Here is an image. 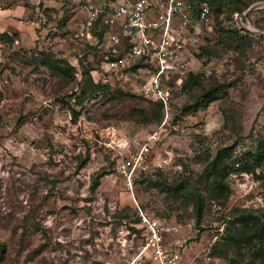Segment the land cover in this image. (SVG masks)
I'll return each mask as SVG.
<instances>
[{
    "label": "rangeland",
    "instance_id": "374dc122",
    "mask_svg": "<svg viewBox=\"0 0 264 264\" xmlns=\"http://www.w3.org/2000/svg\"><path fill=\"white\" fill-rule=\"evenodd\" d=\"M99 1L0 0V24L14 10L24 27L0 25L12 39L0 34V264H125L141 242L137 207L185 264L214 237L218 264H264L255 244L225 241L240 215L264 223V38L223 6L179 28L187 87L166 109L129 86L75 105L99 57L80 37ZM242 23L264 30V8ZM142 147L129 186L120 167ZM216 157L223 197L209 192Z\"/></svg>",
    "mask_w": 264,
    "mask_h": 264
},
{
    "label": "built area",
    "instance_id": "2783aa9c",
    "mask_svg": "<svg viewBox=\"0 0 264 264\" xmlns=\"http://www.w3.org/2000/svg\"><path fill=\"white\" fill-rule=\"evenodd\" d=\"M88 6L80 37L99 53L89 72L93 84L129 86L145 100L166 109L172 90H179L187 72L186 31L192 23L208 21L210 11L202 4L198 12L186 0H116ZM142 147L120 172L131 185L132 172L147 153ZM137 209L139 231L137 252L125 264H185L178 249L165 242V229L159 221ZM214 237L188 264H218L211 257ZM201 255V256H200Z\"/></svg>",
    "mask_w": 264,
    "mask_h": 264
},
{
    "label": "trees",
    "instance_id": "16d2710c",
    "mask_svg": "<svg viewBox=\"0 0 264 264\" xmlns=\"http://www.w3.org/2000/svg\"><path fill=\"white\" fill-rule=\"evenodd\" d=\"M186 1L194 5L195 12H198L200 6L205 3L207 4L209 8L210 13H215V12L221 13L222 7L227 6V7H233V11H232L233 13L241 14L254 2H263L264 0H249V1L247 0L248 2L246 4L243 2L246 0H186ZM259 30L264 32V30H261L260 28ZM236 33L238 32L236 31ZM2 37L7 38L9 41L12 40L6 33H3ZM87 48L91 51H94V52L96 51V49L94 48H89V47ZM195 78L196 77H193L192 79H195ZM186 84H187L186 80L184 79L183 84H182V89H185L187 87ZM108 88L109 86H106V85L93 84L92 80L88 77V80L86 81V87L83 90V94L76 97L73 103L75 105H80L82 103V99L88 94L86 93L88 91L90 93L98 92L99 90H104ZM156 106L159 108V110H161L162 105L158 104ZM160 112L161 114H159V117H163L162 111ZM217 164H218V158L216 157L215 163H214L215 167L213 169L214 180L211 183L209 192H210V195L216 194L220 197H223L228 192V186L225 183L228 173L226 171L227 169L225 167V162H222L221 164H219V166H216ZM231 225L233 227L235 225H238V229H235V231L229 232V236L226 237L225 239L226 242H228L229 244H231L233 247L237 248L238 250L243 247H250L253 244H255L256 246H258V249H256L255 255L258 257L264 254V249H263L264 248V223H261L259 219H257L256 217H252L249 215L248 216L240 215L238 218H236L232 222ZM219 251H220L219 245L214 244L211 249V257L212 258L219 257ZM4 252H5V246L0 243V261H2L3 259Z\"/></svg>",
    "mask_w": 264,
    "mask_h": 264
},
{
    "label": "water",
    "instance_id": "95a60500",
    "mask_svg": "<svg viewBox=\"0 0 264 264\" xmlns=\"http://www.w3.org/2000/svg\"><path fill=\"white\" fill-rule=\"evenodd\" d=\"M264 8V1L263 2H257L250 7H248L243 13L236 15V25L237 27L244 32L250 33L251 35H255L258 37L264 38V32L256 30L252 28L251 26L244 25L242 23L243 20H246L249 15H251L253 12L263 9Z\"/></svg>",
    "mask_w": 264,
    "mask_h": 264
},
{
    "label": "crops",
    "instance_id": "0c3cea01",
    "mask_svg": "<svg viewBox=\"0 0 264 264\" xmlns=\"http://www.w3.org/2000/svg\"><path fill=\"white\" fill-rule=\"evenodd\" d=\"M105 2H107V1L105 0ZM105 2H104V3H105ZM100 3H103V0H100L99 3H98L97 5H99ZM95 6H96V5H95ZM15 12H16V11H14V10H6V11H4L5 17L8 18V20H6V21L1 20L2 23H1L0 25H1V27L10 28V29L13 30L14 32H16V33H14V34L16 35V34H18L17 32H20V33H21L22 28H24V27H22V26L18 23V21H17L18 17H17V16H19V15H16ZM21 13H22V11H21ZM17 14H20V13H17ZM10 22H12V23H11L12 26H9V25L7 26V23L10 24ZM247 25H248V24H247ZM248 26H250V25H248ZM17 28H18V29H17ZM3 33H5V32L3 31V32L0 33V34H3ZM6 34L8 35V33H6Z\"/></svg>",
    "mask_w": 264,
    "mask_h": 264
}]
</instances>
